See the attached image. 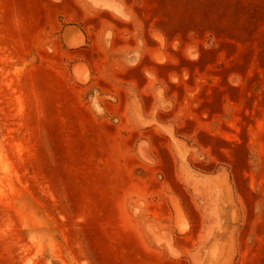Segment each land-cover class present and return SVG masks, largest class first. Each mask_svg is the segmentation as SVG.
I'll return each instance as SVG.
<instances>
[{
  "label": "rangeland",
  "instance_id": "1",
  "mask_svg": "<svg viewBox=\"0 0 264 264\" xmlns=\"http://www.w3.org/2000/svg\"><path fill=\"white\" fill-rule=\"evenodd\" d=\"M0 264H264V0H0Z\"/></svg>",
  "mask_w": 264,
  "mask_h": 264
}]
</instances>
